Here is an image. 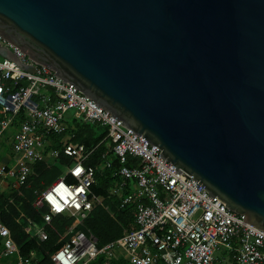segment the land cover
Wrapping results in <instances>:
<instances>
[{
  "label": "water",
  "instance_id": "1",
  "mask_svg": "<svg viewBox=\"0 0 264 264\" xmlns=\"http://www.w3.org/2000/svg\"><path fill=\"white\" fill-rule=\"evenodd\" d=\"M0 37L264 232V0H0Z\"/></svg>",
  "mask_w": 264,
  "mask_h": 264
},
{
  "label": "built area",
  "instance_id": "2",
  "mask_svg": "<svg viewBox=\"0 0 264 264\" xmlns=\"http://www.w3.org/2000/svg\"><path fill=\"white\" fill-rule=\"evenodd\" d=\"M105 112L0 37V115L4 116L0 142L23 114L13 139L17 161L11 169L0 168V184L10 179L20 187L35 173L37 164L54 166L60 155L69 161L63 167L65 174L36 191L34 202L44 224L35 234L40 242L49 240L48 230L59 234L55 219L74 220L65 226L61 241L70 239L52 254V264H88L99 256L122 258L128 264H264V232L210 198L193 177L179 169L178 174L173 164L160 158L161 150ZM75 122L98 125L106 137L91 150L73 145L70 123ZM65 134L61 150H51V138ZM102 143L106 144L99 160L103 163L93 166L90 162ZM110 155L120 167L113 175L119 180L107 194L120 201L119 209L133 206L135 228L100 248L92 234L75 230L96 208L108 211L94 189L104 170L111 169ZM0 239L3 257L19 256L1 219ZM218 252L222 254L216 256ZM17 264H37L35 254L19 256Z\"/></svg>",
  "mask_w": 264,
  "mask_h": 264
},
{
  "label": "trees",
  "instance_id": "3",
  "mask_svg": "<svg viewBox=\"0 0 264 264\" xmlns=\"http://www.w3.org/2000/svg\"><path fill=\"white\" fill-rule=\"evenodd\" d=\"M4 116L0 115V119ZM23 121V114L15 121L14 125L19 126ZM74 139L71 140L73 145H81L91 150L103 142L106 137V131L98 125L85 124L75 122L74 129L71 131ZM68 135L53 136L51 138V150H61L63 138ZM106 144L102 143L95 151L94 157L90 164L95 166L103 162H99L101 155L106 151ZM108 163L111 169L104 170V178L99 180V185L94 190L98 196L104 200V205L108 208L106 211L102 207L96 208L88 219L81 226H78L75 232H85L92 234L98 242V247H103L123 236L125 232L132 231L135 228L133 218V206H126L119 209L120 201L117 198L109 197L107 191L111 188L119 178H113L114 173L120 167L117 159L110 155ZM129 160H131L129 158ZM128 160V161H129ZM68 158L60 155L59 160L54 166L44 163L35 166V173L28 178L25 185L19 189H10L8 192L0 193V218L4 225L10 230L12 239L20 246L21 255L28 257L30 253L36 252L39 256V264H52V254L68 243L70 236L65 237L61 241V237L65 234V226L73 224L74 220L67 217H59L55 219L54 225L58 228L59 234L48 230L49 240L40 242L36 238L30 237L26 233L27 220L39 223V211L34 207L36 201V191H41L52 185L58 180L62 173L61 168L68 164ZM131 162L127 163L130 167ZM88 264H128L122 258L108 260L105 256H99Z\"/></svg>",
  "mask_w": 264,
  "mask_h": 264
},
{
  "label": "crops",
  "instance_id": "4",
  "mask_svg": "<svg viewBox=\"0 0 264 264\" xmlns=\"http://www.w3.org/2000/svg\"><path fill=\"white\" fill-rule=\"evenodd\" d=\"M74 124L70 123V127L73 126V129H74ZM18 128H19V126H16V125L13 124V126L8 130V131L12 130V137L8 138V136H6V134L8 133V131H7L5 133L3 139L0 142V156H1L0 168L1 167H5L7 169H9V168L11 169V168H13L15 166V162L17 161L16 160L17 158H16V156H15V154L13 152V139H14V135H15L16 131L18 130ZM71 131H72V129H71ZM11 188L14 189V190L19 189V187L15 186V183H14L13 180L5 179L4 182L0 184V193L8 192ZM39 219H40L39 223L30 220L32 222V225L30 227L28 225L29 224V220H27V227H26L25 230H26V233H28L30 235V237H32V238L38 239L37 237H35L36 231L44 228V224H43L42 219L40 218V216H39ZM1 221H2V219H1ZM39 224H42L43 226H42V228L38 229L37 227L39 226ZM15 244H16V246L19 249V256L23 257L21 255V252H20V250H21L20 248L21 247L18 246L16 242H15ZM2 253H3V246H2V240L0 239V264H17L18 259H19L18 255H15V256L10 257V258H5V257H3ZM32 253L35 254L36 263L39 264V262H40L39 256L37 255L36 252L32 251Z\"/></svg>",
  "mask_w": 264,
  "mask_h": 264
},
{
  "label": "rangeland",
  "instance_id": "5",
  "mask_svg": "<svg viewBox=\"0 0 264 264\" xmlns=\"http://www.w3.org/2000/svg\"><path fill=\"white\" fill-rule=\"evenodd\" d=\"M6 136H8V138H10V137H12V130H10V131H8V133L6 134ZM0 159H1V156H0ZM61 170V173L62 174H65L66 173V170L64 169V168H61L60 169ZM42 224H39V226L37 227L38 229L39 228H42ZM222 254V252L220 253V252H218V253H216V256H220ZM225 264H230L229 262H226Z\"/></svg>",
  "mask_w": 264,
  "mask_h": 264
}]
</instances>
